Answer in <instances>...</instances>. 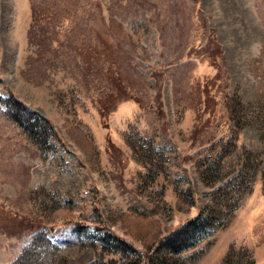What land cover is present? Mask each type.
I'll return each mask as SVG.
<instances>
[{
  "label": "rangeland",
  "instance_id": "1",
  "mask_svg": "<svg viewBox=\"0 0 264 264\" xmlns=\"http://www.w3.org/2000/svg\"><path fill=\"white\" fill-rule=\"evenodd\" d=\"M38 4L30 41L31 0H0V264H264V0ZM215 198L211 234L161 244Z\"/></svg>",
  "mask_w": 264,
  "mask_h": 264
},
{
  "label": "trees",
  "instance_id": "2",
  "mask_svg": "<svg viewBox=\"0 0 264 264\" xmlns=\"http://www.w3.org/2000/svg\"><path fill=\"white\" fill-rule=\"evenodd\" d=\"M31 2L33 19L32 24L34 27L36 26V31H31L30 41L35 37L37 32L40 31L39 26L41 25L42 20L48 19L50 15V13H46V10H44L42 6H39L38 3H41V0H31ZM212 45L213 47H211ZM205 46L207 49H209V57L214 60V64H219L217 61V57L219 55H223L222 51L220 50L218 40L216 39L214 34L208 35ZM217 67L219 68V70H221V66L218 65ZM10 99L11 102L8 103L9 109L14 108L17 110L16 112H18V116H14V119L19 123H22V125L24 124L26 127L25 129H27L28 132L36 133L42 138H45L48 133V125L52 127V124H50V120L47 117L41 115L31 116L32 110H30V108L24 102L19 99H14L13 97H10ZM19 111L22 113V115L19 114ZM34 111L35 110H33L32 112ZM40 128L42 132L40 131ZM216 200L218 199L215 198L212 202L204 205L202 209H200V211L195 216L189 218L186 223L181 225L179 228L171 231L169 234H166L162 239L161 244L170 247L171 250L181 251L195 244L200 238L211 234L217 226H220L222 224L221 222L210 226V223H212L211 221L219 217V215L225 208L227 209V216H225V219H228V217L239 204V200L235 201L232 205H225V203L222 205L221 203H219V207L221 208L219 210L216 206ZM39 235L40 240H36V242L38 241V243H35V240H33V246H41L42 251H46V248L49 246H54L50 238L47 235H44L43 232H39ZM102 241L110 246H113V250H124L125 247H123L122 244L127 245L120 239V237L110 232L109 234L103 233ZM26 254L27 251L24 250L23 253L20 254L12 264H28ZM245 259L247 260V258ZM246 260L244 262H246ZM244 262H241L240 264H246Z\"/></svg>",
  "mask_w": 264,
  "mask_h": 264
}]
</instances>
